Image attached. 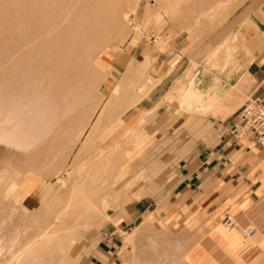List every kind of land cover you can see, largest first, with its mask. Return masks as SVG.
Returning <instances> with one entry per match:
<instances>
[{
    "label": "crops",
    "instance_id": "1",
    "mask_svg": "<svg viewBox=\"0 0 264 264\" xmlns=\"http://www.w3.org/2000/svg\"><path fill=\"white\" fill-rule=\"evenodd\" d=\"M238 35L240 68L218 78L215 95L219 102L203 124L168 99L180 70L172 69L176 61L169 65L176 46L130 41L100 55L98 62L109 73L106 89L143 75L145 97L131 115L103 131L94 148L101 149L120 125L130 122L131 126L139 114H152L143 130L144 142L152 144L148 155L153 166L140 169L137 175L154 177V181L136 185L121 206L109 210L86 245L82 264H138L141 257L140 261H153L154 255L156 264H264V152L251 141L230 135V126L245 102L264 104V3L250 9ZM243 78L247 83L241 82ZM205 86L200 90L209 85ZM39 189L33 188L28 198L37 199ZM46 194L42 206L55 204L54 196ZM227 215L235 224L230 230L222 225ZM188 224L200 227L201 234H187ZM153 238L158 241L155 251L148 245ZM176 246L183 250L176 251L180 248Z\"/></svg>",
    "mask_w": 264,
    "mask_h": 264
},
{
    "label": "bare ground",
    "instance_id": "2",
    "mask_svg": "<svg viewBox=\"0 0 264 264\" xmlns=\"http://www.w3.org/2000/svg\"><path fill=\"white\" fill-rule=\"evenodd\" d=\"M156 1L158 5L155 8L158 9L160 8V10L161 8L165 9L169 7V5L171 6V4H169L167 0H154L153 2ZM214 1L215 0H174L172 6L174 3L176 4V2H178L177 3L178 5L176 4L173 7V9L174 8L177 9L178 12L177 10L176 12L175 11L173 12H175L177 16L178 15L177 13L179 12L188 15V13H190L189 12L190 10H197L198 12L202 10L205 11L207 9L206 6L211 5V3H213ZM219 2L220 3L224 2V0H221ZM129 4H131V0H8V2L5 4L4 15L5 13L6 14L8 13V9L9 10L17 9L21 12L20 14L23 17V20L25 19V22H20L19 23L20 25L17 30V33L19 35L18 37L20 39V44L17 46L15 45V48L12 49V45L9 44H11L13 41L9 43L8 40L9 36L6 40L4 36L3 37L4 39H2L3 46L0 48V145L13 149L16 152L15 155H21L23 157L25 156L26 161L23 164L26 165L27 169L41 167L44 163L46 164L48 162H51L50 158L53 155H55L54 150L60 147V145H62L65 141H67L68 135L71 134V132L73 134L76 133V135H74L75 137L73 136L74 138H72V145H71L72 148L76 145L77 142H79L80 139L79 137L85 126L83 127V129L79 128L77 130V127L79 125L78 119L88 114V117L85 116V118L87 117L88 121L87 120L86 121L90 122L89 120H91L92 116L94 115V112L96 111L97 107L100 105V104L98 105L97 103V106L95 105L94 107V104L90 103L91 92H94L95 89L94 86L98 84V81L102 82L106 76V72L102 68V66H97L96 64L98 60L97 59L98 54L102 51V49L109 48L112 42L114 44V40L112 39L115 38L114 37L115 34L117 33L120 34L121 32L126 33L127 31H129L127 30L123 32L125 28L128 29L127 28V25L129 24L128 14L129 12L131 13V11L132 13L133 12L136 13V8H138L137 5H134L133 8L132 7L133 3L131 5ZM147 5L148 4H146V9H145L146 11L144 10L145 12L148 11L147 9H149L150 11V8ZM150 5L151 4H149V6ZM210 8L214 9V6H211ZM210 8L208 12L209 14H211ZM126 9H130V11ZM184 11L185 12L188 11V13H185ZM153 12L150 11L149 14L147 12L148 15L145 13L148 16L147 18L148 21L149 18H151L152 16L154 18V15H151V13ZM200 13L201 12H199V14ZM202 13L200 14V16H202ZM204 13L203 16H205ZM25 14H27L26 17H24ZM149 15H151V17ZM191 15H193V17L197 16V14L196 15L194 14V11H192ZM179 16L181 15L179 14ZM183 17H181L182 19L181 18L179 19L184 21L183 23H186L187 18L184 19ZM194 18L197 19L196 17ZM158 19L159 17L157 16V19L155 18V20ZM160 19L157 22H160L161 21ZM195 19H193V22H196L194 21ZM205 19H208V17L205 16ZM190 20H188V22L191 23ZM203 21L204 20H202V22ZM203 23L208 25V22L207 23L203 22ZM196 25L198 24L196 23ZM183 28L186 30L189 29L188 25L187 27L183 26ZM121 36L122 35H120V38ZM123 38L125 39V37ZM215 48L218 49L220 47H215ZM210 58L211 55H209V59ZM190 64L192 63L190 62ZM188 68H190V66ZM137 78L130 79L127 82H124L121 86H119L116 95H114L113 93L108 94V98L100 107L95 122L90 126V129L86 134L84 141L80 143L81 145L79 146L76 152L78 155H80V153H83L84 151H87L91 140L92 141L95 140L96 137L99 136L98 133L100 132L102 133V131H105L114 122V120L116 119L115 117L112 118L111 121L109 122L106 121L108 115L112 114V112L115 109L117 110L120 104L126 101L130 90L134 89L133 87L136 86L134 84L137 83L135 82L137 81L135 80ZM185 79L186 78H184V80ZM206 79L208 80V78ZM174 86H172V88ZM182 86L181 87L177 86L178 89L181 88L178 91H183ZM222 87L223 85L221 86V88ZM175 89L176 88L174 87L173 91ZM216 89H217V85L211 84L204 91H200L197 88H194L193 81H190L189 85L182 92V94L181 95L178 94L180 95L181 101L180 102L177 101V102L181 103L179 104V106L181 105L183 108L186 109V111L189 110V112L191 110H202L206 105L211 104L214 98L216 99L215 102L217 101L215 95ZM174 92L176 93V91ZM174 95H177V93ZM98 96L102 98L103 95H98ZM97 99L99 100V98ZM90 105L93 106L91 109L88 107ZM87 107L89 109L88 111L86 110ZM72 117H73V121L71 120ZM71 128L75 130L72 131ZM55 137L56 139H54ZM117 150L116 152H118ZM107 151L110 152L109 150H106L104 151V153L106 152V154H108ZM112 153L111 152L109 153L110 154L109 157L105 156L106 154L105 155L102 154V156H104V158L108 157V159H110L111 161ZM119 157L118 158L116 157L115 160L118 159L116 161H119L120 159ZM61 159H63V157ZM108 159L106 160L105 158L106 161L103 160L106 166L102 165L103 161L101 159L99 160L100 162L102 161V164L99 161L98 163H100L106 169L110 168L113 170L117 162L111 168L112 163ZM107 161L111 163V166L109 165L110 167L108 168L107 165L109 164V162ZM102 166L101 169L103 168ZM105 168H103L102 170H104ZM60 170H62V168H60ZM41 171H44V168ZM126 171L128 170L126 169L125 172L124 171L120 172L118 176H119V180L124 181L125 190H128V188L131 187L132 185V180L131 179L129 180V177L126 178L128 175V172ZM57 172L59 173V171ZM58 173L56 174V176L58 175ZM102 173L104 174L106 172H102ZM110 173L111 171L107 172V175L108 174L112 176L114 175L113 173L112 174ZM48 174L51 175V173ZM91 174H90L91 177H89V174H87L89 178L86 177L87 179H85V181L83 182L84 192L87 189H96V188L98 189V187L103 188V190L105 189L107 190V187H109L111 181H113V179L111 180L109 178V175L108 177L106 176L104 177V175L101 176V172L98 173L93 172V174L92 175ZM97 174L99 177L96 176ZM93 175L96 177H94ZM115 177L117 176H114V178ZM115 182L116 181H114L113 184H115ZM64 190H67V188L66 189L64 188ZM70 190L71 189L68 188V191ZM68 191L66 192V194L68 193ZM78 191L80 192L81 190ZM109 191H113V190H109ZM118 191L120 192V190ZM71 192L70 194L69 193L68 194L71 195ZM100 192L98 195L102 194ZM122 192L123 191H121V193ZM85 193H83V196ZM113 193L115 196L116 193L115 192ZM88 194L87 196H90ZM90 194L92 195V192ZM2 195L6 196L4 195V193L3 194L0 193L1 214L3 213V208H5V205L3 204L5 201L4 200L5 197L3 199ZM93 195H95V192ZM102 195L104 196V192ZM134 195L137 194L134 193ZM105 196H107V194ZM64 198L66 199L67 196ZM68 198L67 201H65L64 203L62 197L61 202H63L64 204L59 206L60 208H58L57 211H54V214L56 215L53 214V217L51 219H48L50 214L47 211H44L43 214L41 215L42 218L45 219V221H41L40 215L34 214L31 217L30 216L28 217V215H25L26 214L25 212L23 214L24 218L19 222L20 225L17 224L16 227L13 229L12 233H7L3 236H0V264H62V262L66 258L65 251L71 249L72 244L74 243L73 242L74 236L76 235V232L79 231L78 230L79 224H82L83 222L81 220H78V218L81 219L82 217V216L79 217L81 212L79 210L80 205L79 206L77 205L78 210L80 212L79 211L77 212L76 210L77 207H75V210L72 209V211L71 210L69 211L68 209H70L69 207L71 206L69 204L71 203L68 202L71 198L69 200ZM85 198L86 197H84V199ZM111 198L113 200L114 197ZM84 199L82 201L83 203L85 201ZM91 199L93 198H89V200ZM102 199H100V201ZM97 201L98 200L93 199L91 200L90 203L93 205V203L95 204L98 203ZM86 203L84 205H86ZM81 207H82L81 209L83 210L84 206ZM85 207L88 208V206ZM98 209L99 210L101 209L100 206L96 210L89 212L90 213L89 215L83 216V218L85 217L84 220L88 219L86 221L89 222L90 220L91 224L93 225L96 224V221L98 220L97 215L100 214ZM82 226L83 225H81V227ZM74 229L76 230L73 231ZM80 231L82 232V230ZM138 232H140V229ZM154 239L155 238H153L152 240L150 239L148 240V243L150 242L148 244L149 247L151 248L150 250H155L156 244H158V241L157 243H155L156 241H154ZM191 240H193V237L191 238ZM188 242L187 241L185 242L188 245L184 244L183 242L179 244L187 245L189 247ZM145 245L146 246L144 247H147L149 249L147 244ZM180 246H176V247H180ZM177 249H182V248L181 247L176 248L175 250L177 251ZM182 250L180 251L182 252ZM179 256H181L180 252H179ZM156 257L157 255L151 256L154 262L152 260H149L148 258L147 259L144 258V260L140 261L142 257L140 260L138 259V257H136L140 263H138L137 261L136 262L138 264H156L155 261L158 259V258L156 259Z\"/></svg>",
    "mask_w": 264,
    "mask_h": 264
},
{
    "label": "rangeland",
    "instance_id": "3",
    "mask_svg": "<svg viewBox=\"0 0 264 264\" xmlns=\"http://www.w3.org/2000/svg\"><path fill=\"white\" fill-rule=\"evenodd\" d=\"M138 1L131 0V4L133 3L132 7L134 8V5H137L138 8H136V13L135 12L132 13V11H131V13L129 12V14H128L129 15V24L127 25L128 29L125 28V30L123 32H125L127 30H129V31H127L126 33L121 32L120 34L119 33L115 34V36H114L115 38L112 39V40H114V44L111 40L113 45L111 44V46L109 48L102 49V51L98 54L97 59L99 60L100 55L102 53H106L109 49L114 48V47H118V46L122 47L127 42H130V41L131 42L154 43L155 45L163 44L165 46H173V47L176 46L177 50H176V52H174L172 54L171 59L169 61V65L171 66V64L174 61H176V63L173 65L172 69H180L178 71V73L176 74V76H174V81L172 84V86L175 85L174 87L177 89V90L176 89L174 90V91H176L177 95L182 94V92L189 85L190 81H193L194 88H197L198 90H200L202 87L205 88L206 84L207 85L218 84L219 83L217 81L218 78H220L223 75H227V74H232V73L235 74V72L237 70H239L240 65L238 62V58H239V54H240L241 49H242V45H241V42L239 39L238 30L240 28H242L243 25H245L247 23L248 14L250 12V9L253 8V6L255 4L264 3V0H224V2H221V3L219 2L221 0H217V1L215 0L216 2L215 1L213 2L214 5H213V3H211V5L206 6L208 10L206 9L205 11L204 10L199 11L201 13L205 12L204 13L205 16L208 17V19H205V16H203V13H202V16H200L201 13L199 14V12L197 10H190V11L188 10L190 13H188V11H186V12L184 11L185 13H188V15L179 12V13H177L178 15L176 16L175 12L177 9L174 8L175 9L174 10L173 7L178 2H176V4L174 3L172 6V3L174 0H167L169 2V4H171L172 7L169 5V7L165 8V9L161 8V10H160V8L159 9L155 8L158 5L157 1L156 2H153L154 0H150V1L149 0H138ZM7 2H8V0H0V48L3 46V42H2L3 40L2 39L5 38V40H6L9 36V39H8L9 43H11V41H13L9 45H12V49H14L15 45L17 46L20 44V39L18 37L19 35L17 33L18 27L20 25L19 23L25 22V19L23 20V17L20 14L21 12L17 9H15V10H9L8 9V13L7 14L5 13V15H4V12H5L4 6ZM131 4H129V5H131ZM146 4H148L147 6L150 8L151 12L155 11V12L151 13V15H154V18H153V16L151 17V15H149L151 17V18H149V21L147 19L148 18L147 15L150 13V11H149V9H147L148 14H147V12H145L146 11L145 10ZM149 4H151V5L149 6ZM217 4H218V6H217ZM221 4H222V6H221ZM211 6H214V9H211L210 8ZM151 7H153L154 9ZM209 8L211 10H213V11L210 10L211 14L208 13ZM224 8H227V9H224ZM126 10L130 11V9H126ZM131 10H132V8H131ZM173 11H175V12H173ZM192 11H194L195 15L197 14V16H194V17H196L197 19H200V20L195 19L193 17V15H191ZM177 12H178V10H177ZM173 13H175V14H173ZM179 14L181 16H179ZM144 15H146V16H144ZM26 16H27V14H25L24 17H26ZM157 16L159 17V19L161 18L160 22H157L159 19L155 20V18L157 19ZM20 17H21V19H20ZM181 17H183L184 19H186V18L188 19L189 17H191L188 20L193 18V19H195L194 21H196V22H193V19H192V20H190L191 21V23H190L186 19L187 22L185 21L186 23H183L184 21L181 20L182 19ZM179 18H181V19H179ZM202 20H204L203 22H206V23L208 22V25L203 23ZM144 21H146V22H144ZM201 22L204 25H202ZM196 23L198 25H196ZM186 24L189 27V29L187 28L188 30L184 29L185 27L183 28V26L187 27ZM201 25H202V27H201ZM120 35L125 37V39L122 36L120 38ZM118 36H119V39H118ZM227 38H228V40H227ZM121 39L123 42L121 41ZM222 45H223V47H222ZM215 47H220V48H218L219 49L218 50ZM209 55H211L210 59H209ZM98 60H97L96 64H97V66H100ZM190 62L193 65L190 64ZM108 65H110V64L108 63ZM194 65L196 68L194 67ZM189 66H190V68H188ZM109 69H110V67H109ZM188 70H190V71H188ZM187 71H188V73H187ZM185 75H187V76H185ZM200 75H202V76H200ZM214 76H215V79L217 78L216 80L214 79ZM108 77H109V73L105 76V78L102 82L98 81V84L95 85L97 87L94 86L96 91L94 89V92H91L92 97L90 96V98H91L90 103L94 104V107H95V105L97 106V103H98V105L99 104L100 105L97 107V109L94 112V115L92 116L91 120H89L90 122H87L88 121V119H87L88 114L85 115V116H87L86 118H85V116L84 117L82 116L81 118L78 119L79 125L77 127V130L79 128L83 129V127L85 126L80 137H79L80 141L83 140L84 135L87 133L89 127L91 126V124L94 120V117H95L97 111L99 110V107L105 101V99L108 97V94L111 93L112 91H113L112 93L114 95L117 94L119 86L114 87L112 90H108L105 88V84H107V82L109 80ZM184 78H186V79L184 80ZM206 78H208V80ZM135 80H137V81H135L137 83L134 82L135 83L134 85H136V86L133 87L134 89L130 90L131 93L129 92V95L127 96L126 101L124 103L120 104L119 107L117 108V110L115 109L112 112V114L108 115V118L106 120L107 122L111 121V119L114 117L116 118L114 120V122H115L116 120H118L119 118H121L124 115H131L132 112L136 108H138V106H140L143 103V99L145 97V93H142L144 91L142 88L143 75H139L138 78ZM179 80H180V82H179ZM181 81H182V83H181ZM185 81H186V83H185ZM241 82L247 83V80L245 78H243L241 80ZM180 84H182L183 86ZM176 85L178 87L182 86L183 91H178L181 88L178 89V87ZM173 88L171 87V89L169 91L168 99H170L171 101H175L176 104L178 105V108L181 107V110H184L186 113L189 112V110L186 111V109L183 108L181 105L179 106V104H181V103H179L181 101L180 95H178V96L174 95L176 93L173 91ZM114 89H116V90H114ZM171 91H173V92H171ZM170 92H171V95H170ZM98 95H103V96L101 98ZM97 98H99V100ZM215 100L216 99L214 98L213 102L211 104L206 105L202 110H191L187 114L189 116H191L192 118L197 119V121H196L197 124H203L209 115H213V112H211V111L216 107V105L219 102L218 98H217L216 102H215ZM177 101H179V102H177ZM91 105L88 106L90 109L93 107ZM88 107L86 109L87 111L89 110ZM139 115H140L139 120L137 122H134L133 125L130 126V122H128L122 126L120 125L119 129L116 132H114L113 138L111 140H108L107 143L103 144L101 146V149L100 148H94L95 143H96V139L98 137L97 136L95 140H93V141L91 140L87 151L80 153V155H78L76 153L78 150L79 143L77 142L73 148L71 146L72 145V138H74L75 137L74 135H76V133L73 134L71 132V134L68 135L67 141H65L62 145H60V147H58L54 150L55 155H53L50 158L51 162H48L46 164L44 163L41 167L28 168L27 169L26 165L23 164L26 161L25 156L23 157L21 155H15L16 152L13 149H11L9 147H4L3 145H0V193L1 194L4 193V195H6V196L2 195L3 199L5 197V199H4L5 201L3 203L5 205V208H3V213L2 214L0 213V221H1L0 222L1 223V225H0V236H3L7 233H12L13 229L16 227L17 224H19L20 220H22L24 218L23 214L25 212H26L25 215H28V217L29 216L31 217L34 214L41 216L44 211H47L50 214L48 219H51L53 217L54 211L55 210L57 211L58 208H60L59 206L64 204L65 201H67V198L70 197L71 199L68 198V200L70 199L68 203H71V204H69L71 206L69 207L70 209H68V208L67 209L69 211L70 210L72 211V209L75 210V207H77L76 208L77 212L79 210L81 211V212L79 211L80 212L79 217L82 216L81 219L78 218V220H81L83 222H82V224H79V228H78L79 231H77L76 235L74 236V239H73L74 243L72 244L71 249L65 251L66 258L62 262V264H82L85 247H86V245L91 243V241L93 240L95 230H97L99 228L100 224L105 222V220L107 218L106 215L108 214L109 210L121 206V204H123L122 202L124 200V197L126 196V193L131 191L132 189H134V187H136V185H142L143 182L148 185V184L152 183L151 181H154L153 180L154 177H149L146 175L145 176L137 175L138 173H140L139 171L143 170L144 168L147 169L148 165L151 164L150 168L153 166V163L149 160V155H148V149L152 146V144L150 143L151 141H148L147 139L144 142L145 134H144V130H143V126H145L147 124V122H148V120L152 114L144 113V114H139ZM71 120L73 121V117ZM71 130L73 131L75 129L71 128ZM100 134H101V132L98 133V135H100ZM54 139H56V137ZM148 143H149V145H148ZM70 147L72 150L70 149ZM112 147L115 149H113ZM118 147H120V148H118ZM106 150H109L111 153L112 152L114 153V154L113 153L111 154L112 155L111 161H110V159H108V157L110 156V154H109L110 152L107 151L108 154H106V152L104 153V151H106ZM116 150L118 152H116ZM263 152H264V150H263ZM102 154L103 155L106 154L105 156H108V157H105L106 160L108 159L112 163V166H111V163L109 161H107V162H109V164L107 163L108 164L107 168L110 166L112 168L114 166V164L117 162L116 164H118V165L115 164V166H114L115 169L113 168L114 171L110 168L106 169L104 166H102V165H105L104 161H106L104 156H102ZM118 154L120 157L118 156ZM62 157H63V159H61ZM116 157L120 158L119 161H116L118 159L115 160ZM99 159H101L102 161L104 160L103 164H102V161L100 162ZM98 161L102 165L100 163H98ZM97 163L100 165H98ZM101 166L103 168H105L106 170L105 169L102 170L103 168L101 169ZM43 168H44V171H41ZM60 168H62V170H60ZM30 169H31V171H30ZM126 169L128 170V171H126V172H128V175L126 178L129 177V180L132 179V185H131V187L128 188V190H125L124 181L119 180V176H118V174L120 172H123V171L125 172ZM57 171H59V173ZM110 171H111L110 174H112V173L114 174L113 176L108 174L109 178L111 180L113 179V181H111V184L109 186L110 188L107 187V190L106 189L103 190V188L98 187V189L97 188L96 189H87L85 191V192H87L89 190L87 193L84 192V190H83V186H84L83 184L84 183L83 182L85 181V179L91 177L90 176L91 173L93 174V172H96V173L101 172V176L104 175V177L105 176L108 177L107 172H110ZM102 172H106V173L103 174ZM48 173H51V175ZM57 173H58V175L56 176ZM12 174H13V176H12ZM87 174H89V177ZM94 175H95V173H94ZM99 175H100V173H99ZM96 176H98V174ZM96 176H94V177H96ZM114 176H117L118 179H117V177L114 178ZM82 179H84V180H82ZM114 181H116L117 184H116V182H115V184H113ZM133 181H134V184H133ZM79 183H81V184H79ZM70 186H71V188H70ZM37 187L40 188L38 198L33 199L32 197H30V199H29L28 197H29L30 191L33 190V188H37ZM64 188L65 189L67 188V190H64ZM68 188L71 190L68 191ZM99 188H101V189H99ZM121 188H123L124 190ZM77 189L81 190V191L79 192ZM74 190H76V191H74ZM90 190L92 192V195L90 194L91 193ZM109 190H113V191H109ZM118 190H120V192ZM26 191H28V193L24 194ZM67 191L69 194L72 191L71 195H69L68 193H67L68 194L67 195L66 194ZM98 191L99 192L101 191L100 193H102V194L104 192V196L102 194L98 195L99 194ZM121 191H123V192L121 193ZM94 192H95L96 196L93 195ZM113 192L116 193L115 196H114ZM46 193L47 194L50 193V195L54 196L55 204L52 203L51 206H47V207L42 206L41 199ZM83 193H85L86 195L84 194V196H83ZM108 193H109V195H108ZM87 194L90 195L91 197L87 196ZM106 194H107V196H105ZM117 195H119V196H117ZM66 196H67V198L65 199L64 197H66ZM110 196L114 197L113 200ZM135 196L137 197L138 195H135ZM62 197H63L64 203L61 202ZM84 197L96 199V200H98L97 201L98 203H96V204L93 203V205H92L90 202L93 199H91V200H89V198L84 199ZM101 197L103 199L105 197L106 200L105 199L103 200ZM77 198H78V200H77ZM99 198L102 199L104 202L102 200L100 201ZM83 199L85 201L89 200V201H86L87 203L88 202L89 203L87 204L85 201L83 203L82 202ZM85 203H86V205H84ZM106 203H107V206H106ZM97 204H98V206H97ZM77 205L78 206L80 205L79 210H78ZM90 205H92V206H90ZM81 206H84L83 210L81 209L82 208ZM85 206H88V208ZM99 206L101 208L100 209L101 211L98 209L100 214L97 215L99 212L96 214L97 218H98V220L96 221V224H94V225L91 224L90 220H89V222L86 221L88 219L84 220L85 217L83 218V216L89 215L90 214L89 212L96 210ZM38 208H39V210H38ZM54 215H56V214H54ZM100 215H101V218H100ZM41 221H45V219L42 218V216H41ZM81 221H79V222H81ZM83 223H85V224H83ZM81 225H83V226L81 227ZM86 226H88V227H86ZM85 229H86V231H85ZM75 230L76 229H74L73 231H75ZM80 230H82V232ZM185 231L188 232V234L193 232V231L194 232L196 231L198 233V235H200L202 232V229L200 227H196L194 224H188L185 226ZM155 250H156V248H155ZM155 250H153V251H155Z\"/></svg>",
    "mask_w": 264,
    "mask_h": 264
},
{
    "label": "built area",
    "instance_id": "4",
    "mask_svg": "<svg viewBox=\"0 0 264 264\" xmlns=\"http://www.w3.org/2000/svg\"><path fill=\"white\" fill-rule=\"evenodd\" d=\"M230 135L234 139L251 141L258 148L264 150V104L258 100L245 102L237 113V119L230 126ZM223 227L230 230L234 227L233 217L227 215ZM251 229L246 234L251 233Z\"/></svg>",
    "mask_w": 264,
    "mask_h": 264
}]
</instances>
